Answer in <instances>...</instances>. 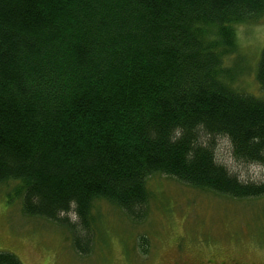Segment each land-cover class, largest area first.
Returning <instances> with one entry per match:
<instances>
[{
	"label": "trees",
	"instance_id": "1",
	"mask_svg": "<svg viewBox=\"0 0 264 264\" xmlns=\"http://www.w3.org/2000/svg\"><path fill=\"white\" fill-rule=\"evenodd\" d=\"M263 15L264 0H0V188L84 255L93 204L142 222L156 175L264 197V177L241 182L215 158L223 138L236 163L264 169V100L223 67L235 26Z\"/></svg>",
	"mask_w": 264,
	"mask_h": 264
},
{
	"label": "rangeland",
	"instance_id": "2",
	"mask_svg": "<svg viewBox=\"0 0 264 264\" xmlns=\"http://www.w3.org/2000/svg\"><path fill=\"white\" fill-rule=\"evenodd\" d=\"M264 49V15L235 26V48L224 59L233 89L264 100L256 73ZM216 161L241 182L258 183L264 169L231 158L227 140H217ZM146 218L130 222L105 201L91 210L92 240L77 253L57 224L27 217L20 198L0 188V253L21 264H264V197L233 200L186 187L165 176L147 180ZM73 221V214H69ZM81 243L87 246L81 238ZM145 251V252H144Z\"/></svg>",
	"mask_w": 264,
	"mask_h": 264
},
{
	"label": "flooded vegetation",
	"instance_id": "3",
	"mask_svg": "<svg viewBox=\"0 0 264 264\" xmlns=\"http://www.w3.org/2000/svg\"><path fill=\"white\" fill-rule=\"evenodd\" d=\"M206 261H208V262H209V264H210V263H212V261H211V260H209V259H207ZM198 264H202V263H198Z\"/></svg>",
	"mask_w": 264,
	"mask_h": 264
}]
</instances>
